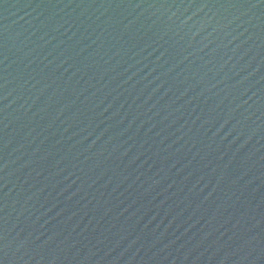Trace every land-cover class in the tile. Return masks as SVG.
<instances>
[{"label":"water","instance_id":"obj_1","mask_svg":"<svg viewBox=\"0 0 264 264\" xmlns=\"http://www.w3.org/2000/svg\"><path fill=\"white\" fill-rule=\"evenodd\" d=\"M0 264H264V0H0Z\"/></svg>","mask_w":264,"mask_h":264}]
</instances>
